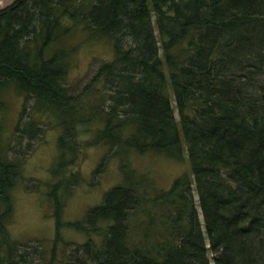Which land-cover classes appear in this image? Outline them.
Listing matches in <instances>:
<instances>
[{"label":"trees","instance_id":"trees-1","mask_svg":"<svg viewBox=\"0 0 264 264\" xmlns=\"http://www.w3.org/2000/svg\"><path fill=\"white\" fill-rule=\"evenodd\" d=\"M87 43L112 53L74 91L67 74ZM14 90L25 98L7 133ZM0 113V264H264V0H14L0 8ZM45 119L59 132L57 234L18 239L24 158L9 152L32 141L7 137L33 139ZM96 144L107 151L91 175L114 157L123 177L64 220L82 147ZM146 151H187L190 169L160 188L131 164ZM64 225L85 239L63 240Z\"/></svg>","mask_w":264,"mask_h":264},{"label":"rangeland","instance_id":"rangeland-1","mask_svg":"<svg viewBox=\"0 0 264 264\" xmlns=\"http://www.w3.org/2000/svg\"><path fill=\"white\" fill-rule=\"evenodd\" d=\"M13 1L0 0V8ZM111 53L101 43L83 44L77 50L67 74L68 83L72 85L74 91H78L92 76L96 65L95 57L109 56ZM5 94L7 96L5 103L9 104L8 118H6L7 113H0V116L6 118L3 119V122L7 127V133H9L12 130L9 128L10 123L15 124V121L19 118V110L22 109L25 97L16 90ZM29 116V112L26 111L23 116L24 120ZM45 120L44 126L46 129L33 139L28 137L18 138L16 133H12L7 137V141L17 149L27 148L29 141H32V147L26 153H23L22 150H18V152L11 150L9 152L11 157L16 154L24 158L23 176L18 178L16 186L11 191L14 199V214L10 220L9 228L18 239L40 238L51 241L57 234V210L56 206L54 208V203L48 199L47 194L49 193V184L56 181L58 177L53 173V168L59 151L57 145L59 132L52 126V122ZM85 137L87 138L88 135H83V138ZM20 140L21 142H19ZM3 141L6 142L5 138H3ZM82 149V156L78 161V166L82 170V180L75 186L73 193L67 197L64 220L84 218L91 207L103 200L105 192L121 179L122 172L117 162L118 159L114 157H111L107 162L105 172L101 176L95 179L93 173L92 175L90 173L95 164L100 163L107 147L96 144L95 146L82 147ZM133 157L134 161L131 158L132 166L140 172L148 173L157 185L163 189L168 188L181 172L190 169L187 151L184 153L183 159H175L155 151L136 153ZM34 181L41 182V184L35 188H30L28 184ZM201 218L203 220L202 212ZM84 233L86 234L81 229L67 225L62 226L60 229L61 237L67 241H82L86 237Z\"/></svg>","mask_w":264,"mask_h":264}]
</instances>
